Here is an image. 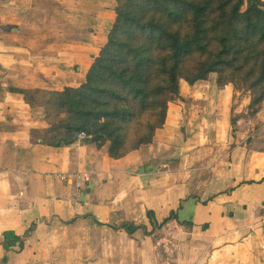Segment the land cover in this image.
<instances>
[{"label":"crops","instance_id":"0c3cea01","mask_svg":"<svg viewBox=\"0 0 264 264\" xmlns=\"http://www.w3.org/2000/svg\"><path fill=\"white\" fill-rule=\"evenodd\" d=\"M115 6L0 0V264H136L137 238L144 264H264V111L252 122L232 86L180 88L153 143L120 160L31 145L44 114L21 92L83 83ZM11 232L23 248L4 250Z\"/></svg>","mask_w":264,"mask_h":264},{"label":"trees","instance_id":"16d2710c","mask_svg":"<svg viewBox=\"0 0 264 264\" xmlns=\"http://www.w3.org/2000/svg\"><path fill=\"white\" fill-rule=\"evenodd\" d=\"M115 2L113 26L83 83L21 92L25 105L44 114L45 127L29 133L31 145L107 147L110 159H123L153 143L181 82L193 86L211 75L218 91L232 86L249 93L250 117L262 109L264 0ZM139 229L145 231L132 226L131 232ZM23 244L4 234V250Z\"/></svg>","mask_w":264,"mask_h":264},{"label":"rangeland","instance_id":"374dc122","mask_svg":"<svg viewBox=\"0 0 264 264\" xmlns=\"http://www.w3.org/2000/svg\"><path fill=\"white\" fill-rule=\"evenodd\" d=\"M210 77L215 78V75H211ZM189 86L190 85L186 84L185 82H181L180 83V88H181V91L182 92H185L186 90H188L189 89ZM239 92L240 91H235V93L238 94L237 95L238 99H240L241 97L247 96V97H249V102H250V95H249V93L243 92L242 94H240ZM262 111H264V105H263L262 109L255 116H251L250 117L248 114H247V116H249L250 118H252V122H254L255 119H256V116L258 114H260ZM263 119H264V116L263 117H260V119H259L258 122L262 121ZM150 235H152V234H149L148 237L151 240V236ZM134 246H135V248L133 247V248H130V249L127 250V253H126L125 256H123V258L124 259H126V257L133 258V256L135 255V257H136V264H144V254H143V249H142L141 238L135 239ZM118 261H120V259ZM121 262H124V261H121Z\"/></svg>","mask_w":264,"mask_h":264},{"label":"built area","instance_id":"2783aa9c","mask_svg":"<svg viewBox=\"0 0 264 264\" xmlns=\"http://www.w3.org/2000/svg\"><path fill=\"white\" fill-rule=\"evenodd\" d=\"M81 177L80 176H76V187L79 189L81 188V182H80Z\"/></svg>","mask_w":264,"mask_h":264}]
</instances>
